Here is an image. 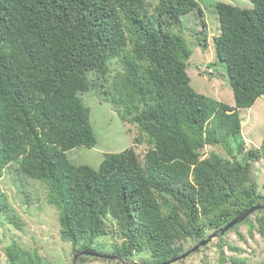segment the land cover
Listing matches in <instances>:
<instances>
[{
  "label": "trees",
  "instance_id": "obj_1",
  "mask_svg": "<svg viewBox=\"0 0 264 264\" xmlns=\"http://www.w3.org/2000/svg\"><path fill=\"white\" fill-rule=\"evenodd\" d=\"M251 1L252 8L216 3L213 40L231 105L196 91L187 72L193 51L183 18L203 13L199 0H0V179L16 165L44 182L74 253H105L96 246L111 232L121 241L109 252L120 261L161 264L264 202L255 180L264 140L247 151L240 140L239 110L264 96V0ZM86 92L137 125V143L147 135L142 157L134 147L105 153L99 168L68 157L97 144ZM219 143L231 159L204 155ZM242 224L264 240V209L228 231ZM4 250L7 264H43L15 242ZM97 258L81 255L79 264Z\"/></svg>",
  "mask_w": 264,
  "mask_h": 264
},
{
  "label": "rangeland",
  "instance_id": "obj_2",
  "mask_svg": "<svg viewBox=\"0 0 264 264\" xmlns=\"http://www.w3.org/2000/svg\"><path fill=\"white\" fill-rule=\"evenodd\" d=\"M224 2L241 8H252L251 0H199L203 13L191 12L184 16V31L192 48V55L188 60L187 72L191 85L200 93L221 102L234 105L235 99L227 74L225 63L216 57L213 36L220 33V21L216 11V3ZM207 39V47L199 44L198 38ZM120 67L118 63L112 66L110 83L113 81ZM211 69V70H210ZM212 71V72H211ZM86 96V103L90 107L91 123L97 137L95 147L80 146L68 151V157L76 164H88L99 168L105 153L121 152L134 147L140 157L144 155L148 144L143 136L140 143L135 140L141 131L137 125L123 122L106 102L90 92ZM243 119L242 136L246 151L252 147H262L264 140V96L260 97L253 106L239 110ZM234 152L237 151L233 144ZM217 152L225 158L231 159L228 150L220 143L208 145L205 154ZM263 157V156H262ZM256 182L259 189L264 191V157L255 164ZM48 189L44 182L27 177L17 172L16 165H10L0 179V201L6 200L7 206L0 202V263L7 264L4 248L15 242L20 246L36 251L42 258L43 264H79V257L75 260L72 243L61 237L59 210L56 205L47 200ZM12 211V213H11ZM14 217L20 225L11 222ZM111 222V218H108ZM213 231H210L212 233ZM104 245H98L105 253L112 250L113 244H120V239L111 232L98 239ZM106 243V244H105ZM195 242L186 243L189 250ZM221 243V245H220ZM239 248L236 251L233 248ZM224 254H223V253ZM108 254H111L110 252ZM138 256H141L140 254ZM136 255L134 259H138ZM144 257H149L145 254ZM107 259L98 257L89 259L86 264H131L129 260ZM245 264L264 263V240L259 233L251 235L247 224H242L234 230L212 240L192 252L189 256L170 264H234L235 261Z\"/></svg>",
  "mask_w": 264,
  "mask_h": 264
},
{
  "label": "water",
  "instance_id": "obj_3",
  "mask_svg": "<svg viewBox=\"0 0 264 264\" xmlns=\"http://www.w3.org/2000/svg\"><path fill=\"white\" fill-rule=\"evenodd\" d=\"M260 209H264V202H259V203H256V204H253L247 207L246 209L241 211L237 216H235L231 221H229L226 225L214 230L207 237L203 238L194 247H192L185 253L179 256H176L168 261H165L161 264H170V263L176 262L180 259H183L189 256L192 252L196 251L200 247L210 243L212 240L220 237L221 235H224L229 229L233 228L237 224L242 223L247 217H249V215H251L252 213ZM81 255H90V256H96V257L107 258V259H121L115 254H105V253L94 252L92 250H83L75 254V260ZM134 264H137V263H134Z\"/></svg>",
  "mask_w": 264,
  "mask_h": 264
},
{
  "label": "crops",
  "instance_id": "obj_4",
  "mask_svg": "<svg viewBox=\"0 0 264 264\" xmlns=\"http://www.w3.org/2000/svg\"><path fill=\"white\" fill-rule=\"evenodd\" d=\"M234 104H235V102H234ZM232 105V104H231Z\"/></svg>",
  "mask_w": 264,
  "mask_h": 264
},
{
  "label": "clouds",
  "instance_id": "obj_5",
  "mask_svg": "<svg viewBox=\"0 0 264 264\" xmlns=\"http://www.w3.org/2000/svg\"><path fill=\"white\" fill-rule=\"evenodd\" d=\"M211 70V69H210ZM212 72V71H211Z\"/></svg>",
  "mask_w": 264,
  "mask_h": 264
}]
</instances>
